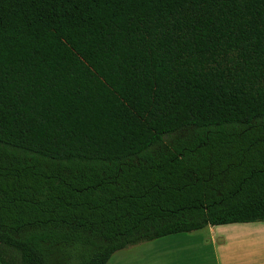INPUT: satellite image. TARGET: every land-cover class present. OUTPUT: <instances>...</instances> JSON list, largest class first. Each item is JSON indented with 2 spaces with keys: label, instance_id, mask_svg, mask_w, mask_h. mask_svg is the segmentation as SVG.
I'll list each match as a JSON object with an SVG mask.
<instances>
[{
  "label": "trees",
  "instance_id": "trees-1",
  "mask_svg": "<svg viewBox=\"0 0 264 264\" xmlns=\"http://www.w3.org/2000/svg\"><path fill=\"white\" fill-rule=\"evenodd\" d=\"M264 222V0H0V264Z\"/></svg>",
  "mask_w": 264,
  "mask_h": 264
},
{
  "label": "rangeland",
  "instance_id": "rangeland-1",
  "mask_svg": "<svg viewBox=\"0 0 264 264\" xmlns=\"http://www.w3.org/2000/svg\"><path fill=\"white\" fill-rule=\"evenodd\" d=\"M254 223L264 226V222ZM234 225L208 226L128 246L115 252L107 264H210L211 249L205 239L222 235L231 237L237 228Z\"/></svg>",
  "mask_w": 264,
  "mask_h": 264
},
{
  "label": "crops",
  "instance_id": "crops-1",
  "mask_svg": "<svg viewBox=\"0 0 264 264\" xmlns=\"http://www.w3.org/2000/svg\"><path fill=\"white\" fill-rule=\"evenodd\" d=\"M232 225V224H229ZM226 226V225H224ZM234 235L209 237L210 264H264V226L255 223L235 224Z\"/></svg>",
  "mask_w": 264,
  "mask_h": 264
}]
</instances>
